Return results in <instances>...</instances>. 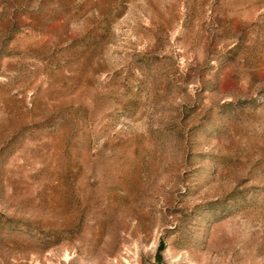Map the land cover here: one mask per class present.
Instances as JSON below:
<instances>
[{"label": "rangeland", "instance_id": "1", "mask_svg": "<svg viewBox=\"0 0 264 264\" xmlns=\"http://www.w3.org/2000/svg\"><path fill=\"white\" fill-rule=\"evenodd\" d=\"M0 264H264V0H0Z\"/></svg>", "mask_w": 264, "mask_h": 264}]
</instances>
